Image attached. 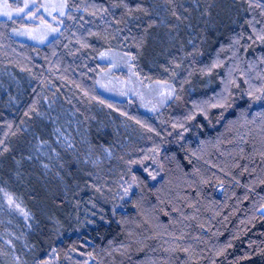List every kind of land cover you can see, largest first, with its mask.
Returning <instances> with one entry per match:
<instances>
[{
    "label": "trees",
    "instance_id": "obj_1",
    "mask_svg": "<svg viewBox=\"0 0 264 264\" xmlns=\"http://www.w3.org/2000/svg\"><path fill=\"white\" fill-rule=\"evenodd\" d=\"M66 1L63 31L92 28L93 48L120 44L136 72L174 92L149 127L129 115L134 109L86 94L87 81L48 70L77 40L72 48H62V35L23 40L39 56L25 65L5 58L20 41L0 39V264H10L7 251L30 264L49 248L60 264L68 253L89 255L90 264H264V74L259 97L238 70L227 80L230 54L239 63L264 58V28L249 39V3L258 11L264 0ZM222 87L221 101L192 107ZM178 114L183 121L163 124ZM145 145L154 157L134 161ZM126 168L130 191L107 196L99 176L114 181ZM149 216L170 235L162 240Z\"/></svg>",
    "mask_w": 264,
    "mask_h": 264
},
{
    "label": "rangeland",
    "instance_id": "obj_2",
    "mask_svg": "<svg viewBox=\"0 0 264 264\" xmlns=\"http://www.w3.org/2000/svg\"><path fill=\"white\" fill-rule=\"evenodd\" d=\"M25 5H27V7H25ZM87 5L89 6L88 0H86V7ZM249 5L251 6L249 11L251 14L250 25L252 30L250 31L251 37H249V39H256L259 36L258 34L261 31V27L264 28V5H259L260 9L258 11L255 9L257 7L253 6V4L249 3ZM90 7L92 9L96 8L95 5ZM19 9H23V11L18 12L17 10ZM67 9L68 4L66 0H0V39L9 43V40L12 42L15 36L20 41L17 44L13 43V45L10 44L9 47H7V50L12 51V54L16 55L17 58L12 56V54L5 56V58L15 64L17 62L25 65L27 62L32 63V61L39 56L34 51H29V53L26 52L24 47L27 46V44H23V40L35 44H43L45 42H58V37L62 35L60 39L61 42H59L62 48H72V46L77 43L76 47L70 52L64 53L66 55L64 58H59L52 52L56 49L58 43H51L50 48L52 49L46 52L45 55V57L48 58L53 54V58L49 60V71L52 73L58 72L63 76L71 77L81 83L87 81L86 84L89 90L86 91V94L123 113H127L128 108L134 109L129 115L139 122L145 123L149 127H152L154 122H159L158 111L173 95V85L165 79H147L142 77L134 70L129 52L124 47L119 46L120 44H101L93 48L92 38H89L92 35L91 32H93L92 28L88 30V27L82 24L70 30L68 25L65 31H63L62 18ZM72 11L75 10L72 9ZM5 12L10 13L11 16L4 15L3 13ZM88 12L91 13V11ZM91 14L93 16L96 15L95 12ZM8 20L12 21L11 28L5 35L3 33V31H5L3 27L8 24ZM76 40L77 42L73 43ZM91 56L96 62L93 61V66H97V68H94L89 62L92 66V70H87L84 68V63H87L88 60L90 61ZM231 56L230 54L227 64V80L230 79L229 74L231 73L232 75V71L238 70L240 74L246 76L248 93L254 92V96L259 97L261 93L257 94V92L259 91L260 85L259 78L261 79V76L264 74V58L259 57V55L257 57L250 56L251 61L247 60L246 62L239 63L238 59ZM84 73L89 74L90 78H82ZM224 93V87H222L210 96H204L201 101L193 100L192 107L196 110L197 107L200 109L201 107L218 103L221 101ZM74 105L76 106V103H74ZM184 117V114H178L174 118L164 117L163 124H167L168 119H171L172 123L174 120L183 121ZM150 149L148 145H145L141 149V152L138 153L139 155L134 157L133 160L142 161L148 156L154 157ZM146 168L147 166H144L145 172L148 173L149 170ZM126 169V175L121 176L120 174L114 181L99 176L103 182L102 187H107L109 189V194L107 196L112 197L113 195L114 197L115 194V199L119 200L130 191L134 183V178L130 169ZM172 181L175 185L180 183L178 179ZM127 182L130 184V187L127 185ZM123 185L124 193L122 194L121 188ZM170 191L171 189H169V192ZM4 195L10 206L12 205L13 208H17L21 213L25 214L23 206L11 192L5 191ZM111 199L112 198L108 200L111 201ZM261 207L264 209V203ZM167 210L168 209H165V211ZM144 212L146 215L148 214L147 209H145ZM174 213L176 214V211H174ZM148 219L153 223L152 230H154L158 236L162 235V240L170 235V233L166 232V235L163 236L164 233L162 229H160L163 225L160 222L158 223L157 219L153 220L152 217L151 221L150 216ZM50 249L51 248L48 249L43 257L37 258L30 264H60L54 250ZM6 256L11 258L9 259L10 264H19L10 251L6 252ZM65 257H67L68 264H90L89 255L82 256L78 253L74 255L68 253ZM154 263L155 261L153 260L148 261V264Z\"/></svg>",
    "mask_w": 264,
    "mask_h": 264
},
{
    "label": "snow or ice",
    "instance_id": "obj_3",
    "mask_svg": "<svg viewBox=\"0 0 264 264\" xmlns=\"http://www.w3.org/2000/svg\"><path fill=\"white\" fill-rule=\"evenodd\" d=\"M25 7H27V5H25ZM18 12L19 11H23V9H19V10H17ZM4 15H8L9 17L11 16V14L10 13H7V12H5V13H3Z\"/></svg>",
    "mask_w": 264,
    "mask_h": 264
}]
</instances>
